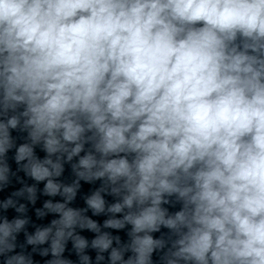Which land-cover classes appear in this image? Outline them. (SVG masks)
I'll list each match as a JSON object with an SVG mask.
<instances>
[{"label":"clouds","instance_id":"clouds-1","mask_svg":"<svg viewBox=\"0 0 264 264\" xmlns=\"http://www.w3.org/2000/svg\"><path fill=\"white\" fill-rule=\"evenodd\" d=\"M0 264H264V0H0Z\"/></svg>","mask_w":264,"mask_h":264}]
</instances>
